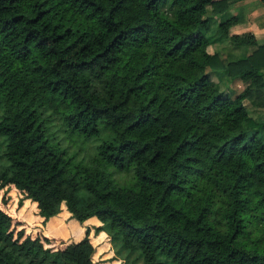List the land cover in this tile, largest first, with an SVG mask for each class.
Wrapping results in <instances>:
<instances>
[{
	"label": "trees",
	"instance_id": "1",
	"mask_svg": "<svg viewBox=\"0 0 264 264\" xmlns=\"http://www.w3.org/2000/svg\"><path fill=\"white\" fill-rule=\"evenodd\" d=\"M233 1L0 0V264H99L102 230L141 264H264V41ZM101 129L78 160L58 136Z\"/></svg>",
	"mask_w": 264,
	"mask_h": 264
},
{
	"label": "rangeland",
	"instance_id": "2",
	"mask_svg": "<svg viewBox=\"0 0 264 264\" xmlns=\"http://www.w3.org/2000/svg\"><path fill=\"white\" fill-rule=\"evenodd\" d=\"M233 2H231V11L235 13L243 9L246 22L232 27V31L243 32L246 30H252L259 38H263L260 42L264 41V4H262L260 0H234ZM162 7L164 10L170 11L169 4H165ZM209 50H219L223 56L231 55L233 57L245 52L244 49L233 46L228 40L210 45ZM212 78L218 79L215 75L212 76ZM220 84L222 88L234 96L244 88L246 83L240 79L232 80L224 78L221 80ZM93 90L99 93L105 92L103 82L95 81ZM248 106L253 116H262L264 114L263 107L253 104H249ZM55 123L56 125L54 128L62 126L58 121H55ZM103 132L104 131L101 129L99 135L84 137L78 133L68 134L64 131H59L58 136L62 138L63 145L67 146L69 154L73 155V157L78 160L88 158L95 153L96 146L99 144ZM110 171H112V176L121 182L128 181L132 175L131 168L117 170L112 166L110 167ZM9 195L15 200L19 197V194H16L14 189L9 192ZM19 213L28 222V230L42 228V217L38 214L36 203L29 198L23 199L21 207L19 208ZM44 229L48 234H59L62 236H67L69 234L68 224L64 222L62 217L58 218L55 222L51 223ZM117 239V237L115 238L105 230L94 233L93 244L96 246V251L93 257L94 260L99 264H125L124 259L129 258L131 261L128 264H141L136 262L137 258H135V254L125 252L118 247L115 243V240L118 241Z\"/></svg>",
	"mask_w": 264,
	"mask_h": 264
},
{
	"label": "crops",
	"instance_id": "3",
	"mask_svg": "<svg viewBox=\"0 0 264 264\" xmlns=\"http://www.w3.org/2000/svg\"><path fill=\"white\" fill-rule=\"evenodd\" d=\"M244 12V11H243ZM244 17H245V13H244ZM245 19H246V17H245Z\"/></svg>",
	"mask_w": 264,
	"mask_h": 264
}]
</instances>
